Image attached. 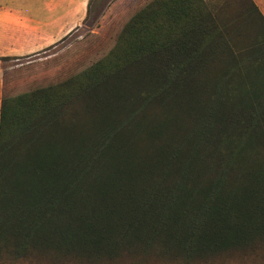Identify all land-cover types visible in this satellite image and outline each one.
Returning <instances> with one entry per match:
<instances>
[{
  "label": "trees",
  "instance_id": "16d2710c",
  "mask_svg": "<svg viewBox=\"0 0 264 264\" xmlns=\"http://www.w3.org/2000/svg\"><path fill=\"white\" fill-rule=\"evenodd\" d=\"M263 248L253 0H152L102 61L3 99L0 264L151 253L191 264Z\"/></svg>",
  "mask_w": 264,
  "mask_h": 264
},
{
  "label": "rangeland",
  "instance_id": "374dc122",
  "mask_svg": "<svg viewBox=\"0 0 264 264\" xmlns=\"http://www.w3.org/2000/svg\"><path fill=\"white\" fill-rule=\"evenodd\" d=\"M152 0H95L87 23L50 48L23 58H0V103L50 86H60L102 61L126 23ZM76 264H184L179 258L121 255L113 260ZM191 264H264V248L253 253L228 251Z\"/></svg>",
  "mask_w": 264,
  "mask_h": 264
},
{
  "label": "crops",
  "instance_id": "0c3cea01",
  "mask_svg": "<svg viewBox=\"0 0 264 264\" xmlns=\"http://www.w3.org/2000/svg\"><path fill=\"white\" fill-rule=\"evenodd\" d=\"M253 1L264 16V0ZM88 4L89 0H0V58H23L54 46L83 25Z\"/></svg>",
  "mask_w": 264,
  "mask_h": 264
}]
</instances>
